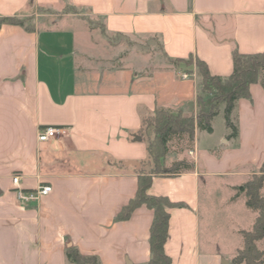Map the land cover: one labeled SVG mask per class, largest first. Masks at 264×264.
Wrapping results in <instances>:
<instances>
[{"label":"crops","instance_id":"obj_1","mask_svg":"<svg viewBox=\"0 0 264 264\" xmlns=\"http://www.w3.org/2000/svg\"><path fill=\"white\" fill-rule=\"evenodd\" d=\"M4 16L34 29L0 25V264H76L67 256L69 246L97 256L100 264H148L154 209L144 204L128 219L117 216L136 196L139 174L149 170V194L186 204L170 209L165 250L172 264H233L244 246L242 230L257 217L243 185L232 183L228 199L233 209L245 211L243 221L251 213V227L235 226L237 239L228 251L211 230L204 233L202 211L216 207L211 178L243 177L245 183L259 173L264 87L253 83L251 98L237 102V137H229L225 118L219 133L204 142L207 131L196 126L191 148L173 151L180 156L168 162L170 149L161 160L171 166L187 159L192 170L153 173L141 131L143 117L158 109L197 114L201 75L186 64L189 57L225 77L233 71L235 49H264V0H0ZM93 20L109 35L155 38L161 56L138 51L137 44L116 66H107L110 43L91 27ZM44 126L62 132L40 141ZM16 175L25 189L48 184L53 190L22 205ZM258 245L264 250V238Z\"/></svg>","mask_w":264,"mask_h":264},{"label":"trees","instance_id":"obj_2","mask_svg":"<svg viewBox=\"0 0 264 264\" xmlns=\"http://www.w3.org/2000/svg\"><path fill=\"white\" fill-rule=\"evenodd\" d=\"M2 24H17L33 30L34 26L16 16L0 18ZM196 61L197 71L201 75V88L199 94V110L197 114L186 115L182 112L173 113L170 110L158 109L154 113L143 117L141 133L148 139V149L151 163L154 164L153 173L178 175L184 171L192 170L194 163L181 159L171 166H161V160L167 155L171 141L187 142L182 150L191 148L195 141L196 126L201 130L213 132L212 121L219 113L221 105H225L224 116L226 125L231 129L229 137H237L239 128L233 120V112L241 98H251L250 87L253 83H260L264 87V49L256 53H241L235 49L233 52V71L229 76L212 74L207 63L200 59L189 57L185 60L192 64ZM186 141V142H185ZM174 142V143H176ZM179 142V144H180ZM136 196L125 205L118 214L117 219H128L133 211L141 205L154 209V218L150 230L151 257L148 264H172V258L165 250L169 238L170 209L185 207L184 202H174L168 196L151 195L148 189L152 183L150 172L142 171L138 179ZM264 161L259 173L254 174L242 186L247 196L246 204L257 211V217L250 230H242L244 246L239 249L233 258V264H264V250L260 249L258 242L264 238ZM68 258L76 264H100L97 256L82 254L74 246L67 248Z\"/></svg>","mask_w":264,"mask_h":264},{"label":"rangeland","instance_id":"obj_3","mask_svg":"<svg viewBox=\"0 0 264 264\" xmlns=\"http://www.w3.org/2000/svg\"><path fill=\"white\" fill-rule=\"evenodd\" d=\"M54 10L55 9H51V8L48 9V11H52V12ZM55 11L59 13V15H63L64 13H66V11L61 8ZM77 11L83 12V9L82 10L77 9ZM83 17H85V14ZM26 24L29 25L31 24V22L30 23L27 22ZM91 27L93 29H100L101 31H103L104 36L101 37V39L107 43H110L108 47L109 49H107L108 56L104 60L107 62V66H111V65L116 66L119 62H121V58L127 55L130 52V50H132L137 44H139L140 47H142L141 49L138 48L139 49L138 51H144V52L150 53L151 55H154L155 57L161 56V46L158 40H154L155 38H150V39L139 38L138 40H135L134 38L129 37V36L109 35V34L104 33L103 24L100 21H95V20L91 22ZM192 62H193L192 64H189L188 62L186 64L192 65V66L194 65L197 68L196 61L193 59ZM219 113H220L219 117L215 116L217 117L214 121L215 128H216L215 133L207 132L202 137L204 138L203 142L205 141L206 136H213L214 134L219 133L221 128L224 127L225 125L224 110H220ZM174 142L176 141L173 140L169 144L170 146L169 149L172 150V153L168 157V162L170 161V158H173L174 156H180V155L174 154V152L181 151L182 147L183 146L185 147V145L187 144L186 141H185L186 143H184L183 146H182L183 141L181 142L179 141L180 144L179 142L178 144L177 142L176 143ZM161 166H164V165H161ZM151 167L154 168L153 163L150 164L149 168ZM211 181H212V185L216 187V193H214L213 195L214 202H216V207L214 208L212 212H210V210L206 211L207 209H203L202 211L204 233L209 234L211 230V233L217 237L219 246H221L222 249L228 251L229 248H231L233 242H235V240L237 239L238 234L234 233L235 226L239 225V228L247 227L249 223L248 222L249 218L251 217V213H249L248 221L247 220L243 221L242 217L245 215V211H238L237 209H233L231 201H229L228 199L231 184L236 183L237 185L242 186L244 185V181H243V177H226V176L213 177L211 178ZM262 193L264 194V187L262 189ZM251 212H254V210L251 209ZM237 216H240L239 219Z\"/></svg>","mask_w":264,"mask_h":264},{"label":"built area","instance_id":"obj_4","mask_svg":"<svg viewBox=\"0 0 264 264\" xmlns=\"http://www.w3.org/2000/svg\"><path fill=\"white\" fill-rule=\"evenodd\" d=\"M183 78L187 79L190 74L183 73ZM62 132V128L57 126H44L39 129L38 138L40 141H47ZM193 153V152H191ZM21 176L16 175L13 177L14 191L18 202L22 205H31L38 202L42 197L49 195L53 187L48 184H42L35 189H25L20 184Z\"/></svg>","mask_w":264,"mask_h":264},{"label":"water","instance_id":"obj_5","mask_svg":"<svg viewBox=\"0 0 264 264\" xmlns=\"http://www.w3.org/2000/svg\"><path fill=\"white\" fill-rule=\"evenodd\" d=\"M137 139H140V136H137Z\"/></svg>","mask_w":264,"mask_h":264}]
</instances>
